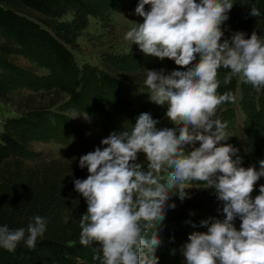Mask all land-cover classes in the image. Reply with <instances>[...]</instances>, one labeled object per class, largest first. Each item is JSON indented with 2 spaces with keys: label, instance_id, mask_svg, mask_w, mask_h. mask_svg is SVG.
I'll list each match as a JSON object with an SVG mask.
<instances>
[{
  "label": "trees",
  "instance_id": "trees-1",
  "mask_svg": "<svg viewBox=\"0 0 264 264\" xmlns=\"http://www.w3.org/2000/svg\"><path fill=\"white\" fill-rule=\"evenodd\" d=\"M68 4L91 14L92 0H0V36L46 70L37 76L9 60L12 48L0 42V102L20 115L8 119L0 134V264H143L129 255L130 246L148 264H181L178 247L234 264H260L233 243L234 233L223 220L198 210L191 192L165 188L141 207L144 186L168 170L182 173L177 183H213L187 163L162 167L152 144L144 151L129 147L115 165L93 151L26 163L38 157L32 141L68 146L83 138L78 125L54 109L62 95L63 107L126 143L170 111V103L139 102L130 87L143 83L141 70L161 67L159 54H109L103 69L76 64L71 37L58 22ZM192 5L213 17L219 31L213 45L194 44L190 58L167 50L165 68L183 82L195 79L177 102L207 114V134L225 136L224 167L236 179L256 183L264 172V82L259 89L255 76L239 84L236 77L238 61L264 56V0H193ZM20 86L32 94H17ZM237 89L247 142V151L239 155L231 107Z\"/></svg>",
  "mask_w": 264,
  "mask_h": 264
},
{
  "label": "rangeland",
  "instance_id": "rangeland-1",
  "mask_svg": "<svg viewBox=\"0 0 264 264\" xmlns=\"http://www.w3.org/2000/svg\"><path fill=\"white\" fill-rule=\"evenodd\" d=\"M192 4L193 0H92L91 14L82 13L68 4L69 10L58 22L71 37L73 47L69 49L76 64H89L103 69V58L109 54H159L161 67L158 70H141L143 83L130 87L139 102L170 103V111L145 133L126 143L110 139L84 114L67 110L63 107L66 97L62 95L61 102L54 109L64 111L82 130L83 138L72 141L68 146L51 140L32 141L29 145L38 157L26 163L35 165L52 159L67 160L93 151L100 158L107 156L109 164L115 165L129 147L144 151L147 144H152L161 156L162 167L173 162L187 163L213 183H177L182 173L168 170L165 176L156 175L150 184L144 186L140 193L141 207L165 188L178 187L191 192L201 213L213 214L223 220L234 233L233 243L240 246L251 262L264 264V172L256 183L238 180L228 172L222 163L224 134L208 135L207 114L192 111L177 102V98L187 95L195 79L183 82L180 75L174 76L165 68L164 59L168 49L190 58L194 44L211 46L216 41L219 29L214 27L215 19L211 16L207 18L204 12L195 10ZM0 42H6L12 48L9 60L29 68L37 76L46 74V70L35 66L23 50L13 46L14 42L9 37L0 36ZM238 63V84L243 77L252 75L258 79L259 89L263 87L264 56L244 58ZM150 85L158 86L159 89L146 91L144 87ZM21 87L16 91L17 94H32ZM197 89L199 91L201 88ZM239 101L237 89L231 107L235 117L234 129L240 138L238 155L247 151L245 116ZM18 116L14 106L0 102V134L4 123ZM147 214V211L140 212L143 218H149ZM176 250L181 264H234L213 256H201L196 251L182 247ZM127 251L130 256L148 264L146 256L131 246Z\"/></svg>",
  "mask_w": 264,
  "mask_h": 264
}]
</instances>
